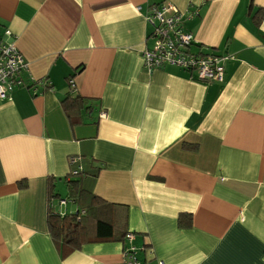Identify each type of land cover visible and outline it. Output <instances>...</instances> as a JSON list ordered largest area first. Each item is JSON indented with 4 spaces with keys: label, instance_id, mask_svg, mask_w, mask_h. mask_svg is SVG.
I'll return each instance as SVG.
<instances>
[{
    "label": "crops",
    "instance_id": "crops-1",
    "mask_svg": "<svg viewBox=\"0 0 264 264\" xmlns=\"http://www.w3.org/2000/svg\"><path fill=\"white\" fill-rule=\"evenodd\" d=\"M164 1L198 11L184 26L196 48L231 56L224 81L142 67L152 46L144 14ZM258 8L264 0H0V33L11 31L28 63L24 86L0 100V264H122L129 245L143 264H264ZM70 93L95 100L86 123L71 126L63 112ZM71 156L102 163L92 191L127 207L131 244L61 255L48 233L47 178L63 198ZM179 214L191 225L180 227Z\"/></svg>",
    "mask_w": 264,
    "mask_h": 264
},
{
    "label": "trees",
    "instance_id": "trees-1",
    "mask_svg": "<svg viewBox=\"0 0 264 264\" xmlns=\"http://www.w3.org/2000/svg\"><path fill=\"white\" fill-rule=\"evenodd\" d=\"M263 18L264 8H258L253 16L255 23L259 25ZM60 105L70 125L74 126L89 120L87 113L94 109L96 102L91 98L70 93L60 101ZM77 163L70 165L69 173L65 177L67 190L65 197L62 198L56 192V179L52 176L47 178L48 233L55 246L60 248L62 256L91 242L104 240L125 242L126 234L129 233L127 207L109 203L92 191L96 177L103 167L102 163L81 156ZM74 169L77 170L75 174L72 173ZM19 186L24 187L26 183L21 181ZM60 200H64L65 204L62 205ZM68 202L72 209L61 212L60 209L67 206ZM177 222L180 227H188L191 225V217L179 214Z\"/></svg>",
    "mask_w": 264,
    "mask_h": 264
},
{
    "label": "built area",
    "instance_id": "built-area-1",
    "mask_svg": "<svg viewBox=\"0 0 264 264\" xmlns=\"http://www.w3.org/2000/svg\"><path fill=\"white\" fill-rule=\"evenodd\" d=\"M195 16H198L197 10H180L168 1L148 6L144 19L150 26L146 39L152 40V46L144 47L141 51L142 67L147 72H152L164 65H172L194 73L198 80L224 81V63L231 56L217 53L209 48L201 50L195 47L196 41L193 33L184 26L187 20ZM12 37L8 28L1 30L0 100H8L15 88L24 86L21 75L28 66ZM42 82L45 84V81ZM68 83L71 88H74L72 79H69ZM78 160L79 156H71L69 163L75 165ZM72 173H77V170L74 169ZM60 203L63 205L65 201L60 200ZM133 239L132 233L126 234L127 243L131 244ZM122 264H142L133 245L123 248Z\"/></svg>",
    "mask_w": 264,
    "mask_h": 264
},
{
    "label": "rangeland",
    "instance_id": "rangeland-1",
    "mask_svg": "<svg viewBox=\"0 0 264 264\" xmlns=\"http://www.w3.org/2000/svg\"><path fill=\"white\" fill-rule=\"evenodd\" d=\"M58 190H59V192L62 194V196H64V197L66 196L67 190H66V187L64 186L63 183H61V184L58 185ZM69 204H70V203L68 202V203H67V206L61 208L60 211L64 213V212H66V211L69 210V209L71 210L72 207H70ZM58 209H59V208H58Z\"/></svg>",
    "mask_w": 264,
    "mask_h": 264
}]
</instances>
